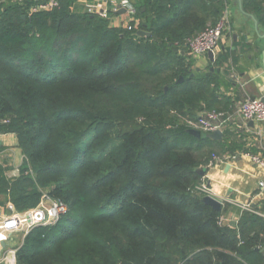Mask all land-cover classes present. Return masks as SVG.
Returning a JSON list of instances; mask_svg holds the SVG:
<instances>
[{"label": "trees", "instance_id": "obj_1", "mask_svg": "<svg viewBox=\"0 0 264 264\" xmlns=\"http://www.w3.org/2000/svg\"><path fill=\"white\" fill-rule=\"evenodd\" d=\"M58 1L0 6V133L24 155L14 177L0 164V205L36 207L46 189L67 206L25 234L16 264H264V215L220 224L227 204L216 211L191 190L216 151L241 149L228 130L222 141L189 133L216 109V79L187 41L224 0H132L126 27ZM243 6L264 26V0ZM125 122L137 127L119 132Z\"/></svg>", "mask_w": 264, "mask_h": 264}, {"label": "crops", "instance_id": "obj_2", "mask_svg": "<svg viewBox=\"0 0 264 264\" xmlns=\"http://www.w3.org/2000/svg\"><path fill=\"white\" fill-rule=\"evenodd\" d=\"M111 1L99 2L106 10L110 25L126 27L131 19L126 10L120 12L124 8L119 6L121 0H114V3ZM85 3L86 0H77L75 6L84 8ZM244 11L252 14L258 23L240 12L236 0H230L228 29L223 32L214 52V60L211 61L206 54L194 61L197 70L209 72L216 79L213 86L215 97L213 101L210 98V105L230 114L235 112L243 100L264 95V26L254 13ZM216 58L220 61L218 65L214 64ZM204 68L207 71H203ZM220 130L223 132L222 140L225 130L232 132L231 140L241 145V149L213 154L220 161L214 160L210 166H201L206 168L201 178L206 180L212 190L211 195L222 203V208L227 204L226 210L218 219L220 224L232 225L231 222H235L236 226L244 203L256 206L264 215V193H258L257 189L261 172L246 155L264 154V122L247 121L235 114ZM23 159L16 135L0 133V164L8 168V176L18 171ZM210 160L212 156L208 163ZM22 238V234L18 232L5 240L1 251L2 260L9 259L8 250L17 247ZM6 260L2 264H8Z\"/></svg>", "mask_w": 264, "mask_h": 264}, {"label": "built area", "instance_id": "obj_3", "mask_svg": "<svg viewBox=\"0 0 264 264\" xmlns=\"http://www.w3.org/2000/svg\"><path fill=\"white\" fill-rule=\"evenodd\" d=\"M22 0H0V6L8 3L20 2ZM36 1L30 7V11L44 10L50 11L59 6L58 0H34ZM98 0H86L84 9L88 12L97 13L101 17H107L106 10L98 4ZM112 3L115 1L112 0ZM229 2L224 0V8L215 24L207 26L199 31L195 36L187 41V48L189 54L196 58L205 56L209 51L215 52L223 32L228 29L229 24ZM119 6L124 7L126 13L134 20L135 9L132 0H121ZM128 26V25H127ZM130 28V27H129ZM235 114L240 115L244 120L261 121L264 122V95L256 98H247L243 100L235 112L232 114L224 110H205L195 121L189 120L188 123L192 128H198L203 133L212 132L215 129H221L228 123V120ZM248 159L256 165L261 172L260 180L258 181V193H264V154L261 153H247ZM214 160H219L215 155H212V160L207 163L210 166ZM220 161V160H219ZM18 175V171L13 175ZM197 194L212 196V190L206 183L205 179H200L191 189ZM242 209L254 211L262 215L259 211L254 210L250 203L241 205ZM67 211V206L60 200H55L46 193H43L38 205L23 211H18L14 208L11 202H6L0 206V264L6 260L8 264H16V252L22 244L8 250L9 259L2 260L1 251L3 249V242L8 239L13 233H21L22 237L35 226L46 225L53 223Z\"/></svg>", "mask_w": 264, "mask_h": 264}, {"label": "water", "instance_id": "obj_4", "mask_svg": "<svg viewBox=\"0 0 264 264\" xmlns=\"http://www.w3.org/2000/svg\"><path fill=\"white\" fill-rule=\"evenodd\" d=\"M100 1H103V2H106L107 0H100ZM237 3H238V7H239V10L242 14L252 18L254 20V22L257 24L258 21L254 18V16L252 14H249V13H246L243 9V0H236ZM125 11V8H122L120 10V12H124ZM22 18H25V16H22ZM30 27V25H28ZM137 34L138 35H150L149 32H146L145 30L143 29H139L137 30ZM207 56L208 58L213 61L214 60V53L209 51L207 53ZM181 80V79H180ZM189 133H191L193 136L197 137V138H201L202 136H206L207 138L211 139V140H214V141H221L222 138H223V132L220 130V129H215L214 131L212 132H208V133H205L203 134L201 132V130H199L198 128H189ZM206 168L205 167H199L197 169V173L200 174V175H203L204 172H205ZM201 200L209 205L210 207H212L214 210L216 211H219L221 210L222 208V203L216 199L215 197L213 196H210V195H203L201 197ZM231 224L234 226L235 225V222H231ZM3 245H5V242H3Z\"/></svg>", "mask_w": 264, "mask_h": 264}, {"label": "rangeland", "instance_id": "obj_5", "mask_svg": "<svg viewBox=\"0 0 264 264\" xmlns=\"http://www.w3.org/2000/svg\"><path fill=\"white\" fill-rule=\"evenodd\" d=\"M81 8H83V7H81ZM205 67H206V65H205ZM205 70L207 71V68H204L203 71H205ZM136 127H137V123H135V122H125V123L118 124L116 128H117V130L119 132H124V131H131V130L135 129ZM215 155H218L217 151H216V154ZM4 169H5V173L8 175V171H9L8 168H5L4 167ZM15 173L16 172L14 171L13 174L10 175L9 177H14L13 175ZM41 191H43V193H46L47 194V190L46 189H41ZM6 202H8V201H6ZM169 247L172 248L171 245H169Z\"/></svg>", "mask_w": 264, "mask_h": 264}]
</instances>
